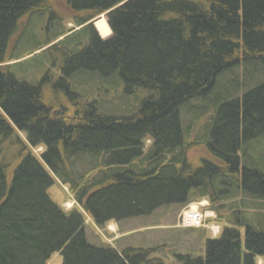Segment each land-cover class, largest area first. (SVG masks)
I'll return each instance as SVG.
<instances>
[{"label": "trees", "instance_id": "trees-1", "mask_svg": "<svg viewBox=\"0 0 264 264\" xmlns=\"http://www.w3.org/2000/svg\"><path fill=\"white\" fill-rule=\"evenodd\" d=\"M68 2L69 19L91 31L90 42L66 50L58 81L32 83L17 76L25 61L14 41L21 20L42 18L51 0H0V264H47L55 253L63 264H166L155 248L91 244L83 213L50 198L54 178L97 227L208 199L221 233L206 241L204 257L178 254L177 264H264V0ZM101 16L112 31L106 40L93 27ZM73 32L29 56L79 46L70 44ZM249 69L244 85L231 81ZM83 75L112 89L120 79L129 100L139 89L151 95L128 115L108 114L104 103L74 91L70 78ZM198 103L217 109L199 167L183 127L185 113L202 117ZM237 194L222 217L216 203Z\"/></svg>", "mask_w": 264, "mask_h": 264}, {"label": "rangeland", "instance_id": "rangeland-1", "mask_svg": "<svg viewBox=\"0 0 264 264\" xmlns=\"http://www.w3.org/2000/svg\"><path fill=\"white\" fill-rule=\"evenodd\" d=\"M51 3V10L44 14L42 18H24L20 22V28L17 32V41H14L15 44L18 42L17 48H15V54L24 58L20 62L25 61V63L16 68V73L20 80L38 83L42 78L48 75L50 80L55 83L60 77H63L61 60L66 50L71 51V49H73L80 51L90 42V37H92L91 31L88 29L82 31L81 29L83 27H77L76 24L73 23V19H69L74 12L68 0H51ZM102 20L106 22L105 18L101 16L93 22V27L97 34L102 39L106 40L111 36V31L108 35L101 36L97 28V23ZM32 27L33 29H31ZM68 30H73L78 33L73 37L70 44L75 45L80 43L79 46H58L52 49L45 48L29 56L33 51L44 45L47 40H54L60 32ZM80 30L81 32L79 33L78 31ZM75 65L76 64H70L68 68L74 69ZM252 72H254L253 69H249L247 73L241 71L238 76L236 75V78H232L231 81L244 85L246 80L251 77ZM91 77L90 75L72 76L70 78V83L74 91L79 92L80 95L83 94L87 96V100H95L98 101V103H104V112L108 114L120 116L128 115L131 112L128 107L133 105L138 108L140 104L151 95L149 91L139 89L136 94L131 95V97L134 95L139 97L129 100L127 96H123L125 87L119 78L118 86L116 89H112V86L105 82L107 80L103 81L99 77L94 76V82ZM254 86L256 87V85L242 87L238 97L242 98L244 94L255 88ZM48 90L49 92L59 93L58 89L54 87H49ZM225 92L230 93L228 90H225ZM56 95L57 94H54L53 96ZM139 98H141L140 101ZM193 105L199 109V112H202V117L200 116L201 118L199 117L196 119L192 115L185 113L183 117V127L186 131L185 141L187 144H190L188 148L189 159L195 166L199 167L201 165L200 159L209 157L206 132L209 122L215 116L217 109L209 108V110L205 111L206 108L204 109V105L201 103ZM149 143L148 141L147 145H149ZM41 148L32 151L38 158L44 152V147ZM248 154L252 155L253 152ZM16 164V161H14L8 169L7 174L9 181L12 179V171ZM86 169H90L88 164H86ZM54 181L53 187H51L48 192L50 198L65 212L70 210L68 208L69 206H74L77 211L83 213L86 235L91 244L112 246L118 251H122L126 247L155 248L157 249V257L163 258L166 264H177L175 255L178 254H191L194 257H204L206 241L216 237V235H214L216 231H220L221 233L222 230L223 224L220 222L221 219L217 218L216 213H214V215L208 213L207 217L210 216V218L206 221L210 225L209 228L184 229L179 227L183 209L177 206L162 208L150 217H137L127 221L110 222L102 227H97L89 216L76 205L69 187L63 186L57 178H54ZM239 195L240 194H237L234 200L216 203L222 217L227 215L231 203L236 201V199H240ZM202 201L207 205L204 206V209L209 212L212 211L211 202L208 199H202L198 201V203ZM191 205L196 206V203ZM244 247L243 243V248ZM63 262V256L60 253H55L47 264H63ZM258 262L262 264L261 260Z\"/></svg>", "mask_w": 264, "mask_h": 264}, {"label": "built area", "instance_id": "built-area-1", "mask_svg": "<svg viewBox=\"0 0 264 264\" xmlns=\"http://www.w3.org/2000/svg\"><path fill=\"white\" fill-rule=\"evenodd\" d=\"M203 205L204 203H200L198 206H190L184 210L180 222L183 228L205 227L207 215L206 213H202L200 210V207Z\"/></svg>", "mask_w": 264, "mask_h": 264}, {"label": "bare ground", "instance_id": "bare-ground-1", "mask_svg": "<svg viewBox=\"0 0 264 264\" xmlns=\"http://www.w3.org/2000/svg\"><path fill=\"white\" fill-rule=\"evenodd\" d=\"M97 28L99 29L101 36L102 35L106 36L110 33V28L108 27L107 23L104 20L97 23Z\"/></svg>", "mask_w": 264, "mask_h": 264}]
</instances>
